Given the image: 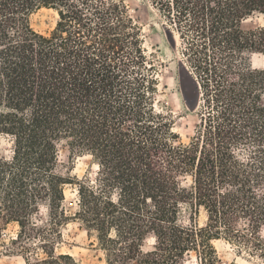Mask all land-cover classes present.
I'll list each match as a JSON object with an SVG mask.
<instances>
[{"label":"trees","instance_id":"1","mask_svg":"<svg viewBox=\"0 0 264 264\" xmlns=\"http://www.w3.org/2000/svg\"><path fill=\"white\" fill-rule=\"evenodd\" d=\"M151 2L179 35L200 97L188 142L156 106V64L125 0H0V135L13 142L10 156L0 149V230L19 224L27 264H81L57 251L73 217L96 238L100 264H226L220 238L264 258V68L253 64L264 24L244 25L264 0ZM41 8L59 14L47 33L31 22ZM62 143L99 167L76 180L74 216ZM37 235L45 255L32 257L26 239Z\"/></svg>","mask_w":264,"mask_h":264},{"label":"rangeland","instance_id":"2","mask_svg":"<svg viewBox=\"0 0 264 264\" xmlns=\"http://www.w3.org/2000/svg\"><path fill=\"white\" fill-rule=\"evenodd\" d=\"M130 13L138 21L142 28L144 47L148 55L154 58L159 80V90L156 106L158 109L172 111L174 118V131L179 133L184 142L190 141L194 135L195 125L198 121V108L200 97L194 91L188 81V66L182 53V42L177 32L165 21L164 17L152 5L151 0H125ZM59 14L50 8H41L31 16L33 27L40 32L52 31L58 22ZM264 24V14L255 13L244 25L253 27ZM253 64L256 68H264V54H255ZM13 142L11 137L0 135V149L6 156L12 152ZM60 165L59 171L66 176H71L74 183L65 185L64 209L74 216L78 211V188L75 184L77 179H94L99 169L91 155L73 152L71 147L62 143L59 147ZM189 210L184 207L182 219L187 222ZM200 225L206 222L207 216L202 210L197 216ZM39 226L45 227L47 231L52 227L49 208L47 204L41 206L39 215ZM18 223H10L0 230V264H27L20 242L15 239L20 231ZM61 238L58 239L57 251L72 254L81 264H100V258L104 253L99 249L97 243L92 242L95 237L90 238L85 226L74 217L59 226ZM53 234L54 232L50 230ZM264 236V230L262 232ZM51 237H53L51 235ZM38 235L27 240L33 244L32 257L44 256L45 253L40 245ZM35 243V244H34ZM147 247L153 244V239H148ZM219 256L224 263L229 264H264V258L252 253L247 247L227 240L216 239ZM35 245V246H34Z\"/></svg>","mask_w":264,"mask_h":264},{"label":"water","instance_id":"3","mask_svg":"<svg viewBox=\"0 0 264 264\" xmlns=\"http://www.w3.org/2000/svg\"><path fill=\"white\" fill-rule=\"evenodd\" d=\"M255 56V55H254ZM254 56H253V58H254Z\"/></svg>","mask_w":264,"mask_h":264}]
</instances>
